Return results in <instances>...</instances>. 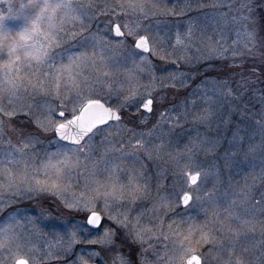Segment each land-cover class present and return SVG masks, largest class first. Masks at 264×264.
Segmentation results:
<instances>
[{
    "label": "snow or ice",
    "instance_id": "6c2138e0",
    "mask_svg": "<svg viewBox=\"0 0 264 264\" xmlns=\"http://www.w3.org/2000/svg\"><path fill=\"white\" fill-rule=\"evenodd\" d=\"M61 252L264 264V0H0V264Z\"/></svg>",
    "mask_w": 264,
    "mask_h": 264
},
{
    "label": "rangeland",
    "instance_id": "374dc122",
    "mask_svg": "<svg viewBox=\"0 0 264 264\" xmlns=\"http://www.w3.org/2000/svg\"><path fill=\"white\" fill-rule=\"evenodd\" d=\"M157 2L161 3L162 6L164 4H166L167 7L171 8L173 6V4L176 2V0H157ZM201 2L204 3V4H210V3L213 2V0H201ZM238 2H239V0H237V6H238ZM159 19L164 20V21H168L170 24H175L178 18L177 17H174V16H162V17H159ZM209 34H211V30H209ZM174 58L175 57H169L168 58L169 59V63H167V64L164 65V67H166L168 71H174L175 70V67L176 66H173L170 63V61L172 59H174ZM157 66L158 67L160 66V62H157ZM177 66H179V62L177 64ZM181 70L187 71V68H183ZM159 74L160 73H157V75H159ZM144 82L146 83L147 81L145 80ZM257 87H260V85H257ZM184 94H185L184 93V90L181 89L179 93H175V92L169 93V98L170 99H173L174 98V99L177 100V102H179L180 100L183 99ZM12 138H13V142H15L16 137L13 135ZM210 186L211 185H209V187ZM29 203H33L34 204L35 202L34 201L33 202H29V201H25L24 202L25 205H27ZM193 246H195V245H193ZM74 251H75V253L78 254L80 252V247L77 246ZM59 255L61 256V260L60 261H55V260L54 261H51V264H64L65 261H66V264H73V261L75 259V256L73 255V253H68L67 255H65V254H63L61 252V253H59Z\"/></svg>",
    "mask_w": 264,
    "mask_h": 264
}]
</instances>
